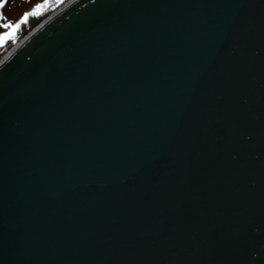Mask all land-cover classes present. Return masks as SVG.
<instances>
[{
  "label": "water",
  "instance_id": "95a60500",
  "mask_svg": "<svg viewBox=\"0 0 264 264\" xmlns=\"http://www.w3.org/2000/svg\"><path fill=\"white\" fill-rule=\"evenodd\" d=\"M31 32L0 61V264H264V0Z\"/></svg>",
  "mask_w": 264,
  "mask_h": 264
},
{
  "label": "bare ground",
  "instance_id": "6f19581e",
  "mask_svg": "<svg viewBox=\"0 0 264 264\" xmlns=\"http://www.w3.org/2000/svg\"><path fill=\"white\" fill-rule=\"evenodd\" d=\"M69 0H50L48 3H44L45 8H41L35 15H30L28 19L20 26L19 30L14 37H8L0 48V59L5 52H9L14 46H16L22 38L27 36L36 26H38L43 20L48 18L54 11L61 8V6Z\"/></svg>",
  "mask_w": 264,
  "mask_h": 264
},
{
  "label": "snow or ice",
  "instance_id": "6c2138e0",
  "mask_svg": "<svg viewBox=\"0 0 264 264\" xmlns=\"http://www.w3.org/2000/svg\"><path fill=\"white\" fill-rule=\"evenodd\" d=\"M44 2L47 3V0H44ZM4 3H5V0H0V7H3ZM43 6H44L43 4L35 5L32 11L23 13V15L15 23L8 22V23L0 24V28H8V29H12L13 31H15L16 29L20 27L22 23L26 21V19L30 15H35L36 10L42 8ZM0 19H4V17L0 15ZM6 35L7 33L0 32V45L3 44L4 38Z\"/></svg>",
  "mask_w": 264,
  "mask_h": 264
},
{
  "label": "rangeland",
  "instance_id": "374dc122",
  "mask_svg": "<svg viewBox=\"0 0 264 264\" xmlns=\"http://www.w3.org/2000/svg\"><path fill=\"white\" fill-rule=\"evenodd\" d=\"M17 1L18 0H10L9 1V3H8V9H7V12H8V15L9 14H11V13H13V14H15V15H17L18 14V12H19V9H23V8H27V6H28V4L32 1H34V0H29L27 3L28 4H25L26 2H22V1H19L18 3H17ZM36 1H38L39 2V0H36ZM17 3V4H16ZM43 8H45V5H44V7ZM6 53V52H5ZM4 53V54H5ZM4 56V55H3ZM2 56V57H3ZM1 57V58H2Z\"/></svg>",
  "mask_w": 264,
  "mask_h": 264
}]
</instances>
